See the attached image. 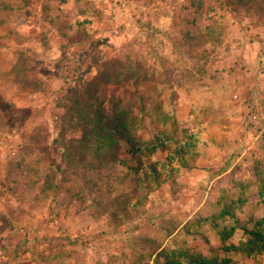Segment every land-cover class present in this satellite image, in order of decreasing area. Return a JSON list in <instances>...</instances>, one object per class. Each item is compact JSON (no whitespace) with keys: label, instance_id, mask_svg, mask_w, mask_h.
I'll return each mask as SVG.
<instances>
[{"label":"rangeland","instance_id":"1","mask_svg":"<svg viewBox=\"0 0 264 264\" xmlns=\"http://www.w3.org/2000/svg\"><path fill=\"white\" fill-rule=\"evenodd\" d=\"M257 1L0 0V264H151L187 201L162 182L181 148L219 127L251 144L264 206ZM119 6L136 27H118L112 54L100 33ZM172 241L183 238L155 263ZM226 257L264 264V253Z\"/></svg>","mask_w":264,"mask_h":264},{"label":"crops","instance_id":"2","mask_svg":"<svg viewBox=\"0 0 264 264\" xmlns=\"http://www.w3.org/2000/svg\"><path fill=\"white\" fill-rule=\"evenodd\" d=\"M124 9L120 6L114 8L115 15L111 25L103 27L100 33L114 42L108 47L112 54L116 51L115 46H119L117 50L124 46L122 38L116 39L121 34L118 27L121 25L123 29L126 27L129 30L136 27L133 11ZM140 16H136L137 19ZM170 21L171 16L153 18V24L161 29L169 28ZM76 45L83 47L85 43L79 38ZM240 117L243 118L241 115ZM219 130L226 133L211 132L200 139L203 140L202 147L198 145L192 153L184 150L182 156L177 158V174L175 172L170 180L162 182V185L166 184L169 188L179 189V199L184 197L187 201L179 203L184 216L177 219L165 242L159 243L153 252L151 264L165 250L167 242L179 237L183 238V242L177 244L172 241V248L166 254L169 258L184 255L187 261L194 254L208 258L217 256L219 259L230 255L242 256V252L228 249L239 246L246 240L248 235L245 229H255L256 224L264 218V206H261L258 199L261 189L259 172L253 167L252 158L247 155L251 144L246 147L243 143L245 135H233L230 127L229 131H224L222 127ZM236 148L238 151H235ZM189 191L191 192L188 193ZM197 197L199 200L196 202ZM139 234L140 237L147 238L150 233L139 231ZM160 258L164 259L163 256Z\"/></svg>","mask_w":264,"mask_h":264},{"label":"trees","instance_id":"3","mask_svg":"<svg viewBox=\"0 0 264 264\" xmlns=\"http://www.w3.org/2000/svg\"><path fill=\"white\" fill-rule=\"evenodd\" d=\"M245 1L246 0H238L239 6L246 8L245 6L250 5V7H248L250 9L252 5H255L258 3L257 0H247L248 5H244ZM251 10L253 9L251 8ZM124 57L127 58L125 59L126 60L125 64L128 65V68L130 69V66H129V63L131 64L130 58H129L130 56L126 55ZM159 147H155V149ZM183 151L184 149L181 148L178 151V155L182 156ZM151 172L153 173V176L155 179H157L160 176V172L158 171V169H152ZM149 176L151 175L147 173L145 177L149 178ZM263 228H264V218L256 224L255 229H250V230L245 229L248 235V238L246 240L242 241L239 246H232L228 250L234 249L236 251H240L243 253V255H245L247 258H250V259L253 258V256L255 257L257 255L263 254L264 253V229ZM144 239L146 241V238ZM166 259H167L166 264H239L237 261L229 257L221 258V259H219L217 256L208 258L200 254H194V255L189 256L185 263H182L181 261H178L175 258H173V260L170 261L169 256H166ZM254 264H257V263H254Z\"/></svg>","mask_w":264,"mask_h":264}]
</instances>
